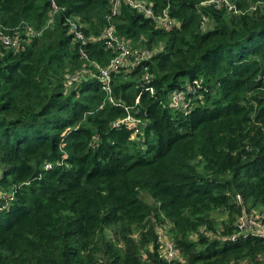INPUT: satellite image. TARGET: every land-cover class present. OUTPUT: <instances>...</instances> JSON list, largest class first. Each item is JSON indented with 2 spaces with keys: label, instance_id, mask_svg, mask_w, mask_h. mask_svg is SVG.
Segmentation results:
<instances>
[{
  "label": "trees",
  "instance_id": "1",
  "mask_svg": "<svg viewBox=\"0 0 264 264\" xmlns=\"http://www.w3.org/2000/svg\"><path fill=\"white\" fill-rule=\"evenodd\" d=\"M147 1L178 26L113 0H0L1 31L36 33L0 43V264H264V236L230 239L264 213V0ZM108 26L144 54L105 79ZM128 114L139 133L115 125Z\"/></svg>",
  "mask_w": 264,
  "mask_h": 264
},
{
  "label": "built area",
  "instance_id": "2",
  "mask_svg": "<svg viewBox=\"0 0 264 264\" xmlns=\"http://www.w3.org/2000/svg\"><path fill=\"white\" fill-rule=\"evenodd\" d=\"M122 4L128 5L134 11L142 14L146 18H150L155 25L164 31H168L176 26H178V21L175 18H172L168 14L167 8L163 9L160 13H155L153 5L147 0H113L111 4V14L116 15L119 13L120 7ZM264 6V3L262 4ZM198 9L202 8H212L215 10L224 9L228 13L237 14V10L233 0H198L197 4ZM207 15H202V21H207ZM50 19L47 23H51ZM71 30L75 33L76 38L86 41L82 33L77 29L76 24L71 23ZM23 34L27 36H33L35 31L33 27L26 24L25 26H18L15 28V33L13 36L0 30V43L6 48L18 47L20 41L23 39ZM40 34V32L38 33ZM100 37L104 39L106 48L114 49L117 51L116 55L110 60L109 65L105 69H100L102 76L105 79H108V71L116 69L129 57H141L144 53L139 54L138 51L133 50L128 41L116 34L113 26L106 27ZM85 73L84 69L79 70L73 74L66 76V84L68 86L76 83L82 74ZM199 81H194L193 86H187V92L194 93V87L198 86ZM108 87V86H107ZM109 89V88H107ZM111 99V98H110ZM170 105L174 108H187L188 103L185 101V91H173L170 95ZM140 119L133 117L131 115H126L123 119L115 123L117 124H126L129 128L134 130V133H139ZM50 165L47 164V167ZM264 213L252 212H243L238 219L236 220L237 232L231 236V240H235L238 237H245L249 233L264 236ZM168 240V239H167ZM162 248V257L167 261L174 260L177 258L178 252L175 249L171 241H163Z\"/></svg>",
  "mask_w": 264,
  "mask_h": 264
},
{
  "label": "rangeland",
  "instance_id": "3",
  "mask_svg": "<svg viewBox=\"0 0 264 264\" xmlns=\"http://www.w3.org/2000/svg\"><path fill=\"white\" fill-rule=\"evenodd\" d=\"M141 196H142V198H143L144 200H146L147 202H151V199L149 198V196H148L147 194L142 193ZM255 212H257V213H262V212H259V210H256ZM217 214H218V213H217ZM225 216H226L225 214H218V215H217V218H218V219H223V218H225ZM166 226H168V225H166ZM167 235H168V234H167ZM163 241H168V240L163 238Z\"/></svg>",
  "mask_w": 264,
  "mask_h": 264
}]
</instances>
